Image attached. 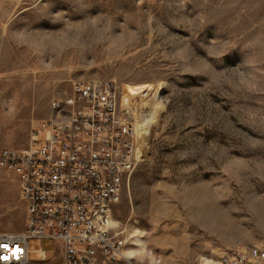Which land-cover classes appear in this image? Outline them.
<instances>
[{"label": "rangeland", "instance_id": "374dc122", "mask_svg": "<svg viewBox=\"0 0 264 264\" xmlns=\"http://www.w3.org/2000/svg\"><path fill=\"white\" fill-rule=\"evenodd\" d=\"M0 48V148L27 150L74 83L117 85L143 161L111 217L127 249L144 233L141 264L264 250V0H0ZM25 227L18 180L2 171L0 231ZM43 244L49 261L29 264H65L60 244Z\"/></svg>", "mask_w": 264, "mask_h": 264}, {"label": "built area", "instance_id": "2783aa9c", "mask_svg": "<svg viewBox=\"0 0 264 264\" xmlns=\"http://www.w3.org/2000/svg\"><path fill=\"white\" fill-rule=\"evenodd\" d=\"M51 110L27 150L0 148V173L16 176L26 209L23 232L0 231V264H29L31 253L49 261L46 240L62 246L65 264H141L125 255L124 232L109 225L126 178L143 161L142 140L121 112L117 85L78 81ZM33 239L42 242L34 251ZM205 264H264V250L225 253Z\"/></svg>", "mask_w": 264, "mask_h": 264}, {"label": "bare ground", "instance_id": "6f19581e", "mask_svg": "<svg viewBox=\"0 0 264 264\" xmlns=\"http://www.w3.org/2000/svg\"><path fill=\"white\" fill-rule=\"evenodd\" d=\"M210 208L209 205L205 206V209ZM203 216H207V215H211V213H207V212H202ZM109 225L111 227H117V222L110 216L109 217ZM216 227L218 228V230L220 232L223 233H237L238 232V228H236L230 220L228 219H217V225ZM131 239H134V241L132 242L133 246H135L134 248H129L125 250V255L130 257V258H136L138 256H141L143 254L146 253L147 251V246H146V241L144 240V233L141 232L138 229H133L131 231V234L129 235ZM127 240V239H126ZM152 255V254H151ZM152 257V256H151ZM155 259L151 260L152 264H154Z\"/></svg>", "mask_w": 264, "mask_h": 264}]
</instances>
